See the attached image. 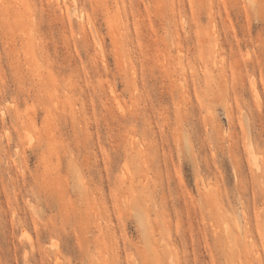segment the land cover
<instances>
[{
	"label": "rangeland",
	"instance_id": "obj_1",
	"mask_svg": "<svg viewBox=\"0 0 264 264\" xmlns=\"http://www.w3.org/2000/svg\"><path fill=\"white\" fill-rule=\"evenodd\" d=\"M0 264H264V0H0Z\"/></svg>",
	"mask_w": 264,
	"mask_h": 264
},
{
	"label": "bare ground",
	"instance_id": "obj_2",
	"mask_svg": "<svg viewBox=\"0 0 264 264\" xmlns=\"http://www.w3.org/2000/svg\"><path fill=\"white\" fill-rule=\"evenodd\" d=\"M85 39H87L86 37H85ZM87 42V41H86ZM217 45V44H216ZM85 46H86V44H85ZM140 63V62H139ZM142 65V64H141ZM250 81H252V80H250ZM138 83V82H137ZM252 84H253V82H252ZM254 86V85H253ZM138 87H139V85H138ZM256 88V87H255ZM253 89H254V87H253ZM137 90L139 91V89L137 88ZM255 91V90H254ZM138 120V119H137ZM251 149H252V147H251ZM250 149V150H251ZM250 150H249V152H250ZM252 153V152H251ZM254 153V152H253ZM250 154V153H249ZM253 158H254V156H252ZM149 161V160H148Z\"/></svg>",
	"mask_w": 264,
	"mask_h": 264
}]
</instances>
